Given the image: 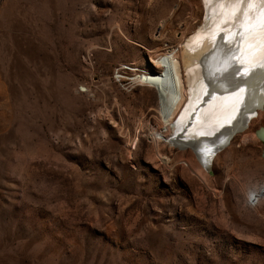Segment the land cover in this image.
Masks as SVG:
<instances>
[{
  "label": "rangeland",
  "instance_id": "374dc122",
  "mask_svg": "<svg viewBox=\"0 0 264 264\" xmlns=\"http://www.w3.org/2000/svg\"><path fill=\"white\" fill-rule=\"evenodd\" d=\"M209 18L208 0H0V264H264V103L209 168L160 135L187 124L154 80Z\"/></svg>",
  "mask_w": 264,
  "mask_h": 264
},
{
  "label": "bare ground",
  "instance_id": "6f19581e",
  "mask_svg": "<svg viewBox=\"0 0 264 264\" xmlns=\"http://www.w3.org/2000/svg\"><path fill=\"white\" fill-rule=\"evenodd\" d=\"M208 8L206 26L168 60L166 78L154 82L169 97L168 120L180 114L187 124L185 143L160 134L163 141L192 143L209 168L213 151L264 103V0H208ZM183 69L194 81L189 93Z\"/></svg>",
  "mask_w": 264,
  "mask_h": 264
},
{
  "label": "snow or ice",
  "instance_id": "6c2138e0",
  "mask_svg": "<svg viewBox=\"0 0 264 264\" xmlns=\"http://www.w3.org/2000/svg\"><path fill=\"white\" fill-rule=\"evenodd\" d=\"M235 74H236V75H239V71H237ZM241 90H243V89H241Z\"/></svg>",
  "mask_w": 264,
  "mask_h": 264
},
{
  "label": "built area",
  "instance_id": "2783aa9c",
  "mask_svg": "<svg viewBox=\"0 0 264 264\" xmlns=\"http://www.w3.org/2000/svg\"><path fill=\"white\" fill-rule=\"evenodd\" d=\"M251 200L253 201V198L251 197ZM253 202H255V201H253Z\"/></svg>",
  "mask_w": 264,
  "mask_h": 264
}]
</instances>
